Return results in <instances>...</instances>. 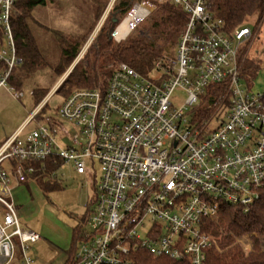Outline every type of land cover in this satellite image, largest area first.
<instances>
[{"label":"built area","instance_id":"1","mask_svg":"<svg viewBox=\"0 0 264 264\" xmlns=\"http://www.w3.org/2000/svg\"><path fill=\"white\" fill-rule=\"evenodd\" d=\"M154 2H169L187 14L176 56L156 61V76L127 62L111 64L106 85L74 89L55 114H41V102L0 143V264L35 263L31 247L42 236L22 223L11 185L25 183L37 171L34 163L52 155L72 163L78 174L99 168L76 264H128L139 249L206 264L217 243L205 226L220 204L248 206L261 196L264 92L253 91L241 70L243 43L256 31L243 25L228 32L211 0H140L112 36L126 39ZM15 3L0 0V87L20 62L11 24ZM125 20L129 33L118 39ZM178 87L186 98L175 107L171 94ZM34 120L37 127L21 138ZM66 122L78 132L61 148L57 139L59 132L69 135Z\"/></svg>","mask_w":264,"mask_h":264},{"label":"rangeland","instance_id":"2","mask_svg":"<svg viewBox=\"0 0 264 264\" xmlns=\"http://www.w3.org/2000/svg\"><path fill=\"white\" fill-rule=\"evenodd\" d=\"M138 1L140 0H133L132 6ZM119 2V0H49L44 5H38L34 9L31 20L33 32L38 39L41 50L54 64L58 63L57 59L60 49L57 40L53 38L55 30L63 36L72 33L80 35L87 32L94 23L95 25L87 33L77 57L62 74L57 75L53 67L46 66L28 77L20 89L16 87L10 89L13 86L10 82L0 87V141L12 133L14 129L23 125L24 121L39 106L40 103L35 106L36 103L32 95L34 87L40 86L50 89V92L43 99L45 105L47 104L44 113L55 114L57 112L64 100V95L62 92H56L57 89L55 87L62 84L77 63L83 67L89 64V59H87L86 55L92 46L98 47L97 37L103 28L108 29L112 25L110 21L111 14L113 8ZM162 3L165 2H154L150 15L126 39L117 41L113 37L114 42H125L131 37H145L147 40L154 42L156 47L163 50V57L167 59L175 58L178 41L175 43L166 41L163 37H158L151 30L153 18L158 6ZM101 7L102 13L97 19L96 12ZM127 12L117 14L115 17L118 18L120 16L123 18ZM13 13L14 15L20 13L16 6ZM257 21L258 15L256 13L248 16L244 21L245 25L256 31V36L249 42L243 43L241 70L243 77L251 85L253 91L264 92V18L258 26L256 25ZM4 48L8 49L6 42L4 43ZM248 60L253 62V65L250 67L247 66ZM116 62H120V60L106 62V68L112 69L111 64H115ZM99 64L101 65L103 62L99 60ZM150 74L151 76L155 75L153 72ZM107 79L105 80L102 73H99L95 85L83 87L104 86L107 83ZM76 88L82 87H75L74 89ZM18 92H21L19 97L15 96V93ZM185 98V90L179 87L171 94V100L175 107L181 106ZM36 127L37 122L35 120L27 124L21 131L20 137H26ZM64 127L69 135L59 132L57 143L61 148L70 145L71 137L78 132V127L74 124L66 122L64 123ZM87 166L90 167V164ZM95 169L97 170L96 173L91 169L86 174L80 175L74 170L72 163H63L55 175L59 186L57 189L53 188L47 193L44 192L36 181L31 180L29 182L32 186V196H30L32 199L28 203L31 202V205L27 207V203L24 204L26 207L24 208V216L21 221L26 227L38 232L42 236L41 242L38 241L33 245L34 264L65 263L68 251L73 246V228L79 222V218L86 215L89 204L93 203L95 199V184L99 172L97 164ZM83 228L85 231L87 226L84 225ZM258 236V233L247 232L239 237L237 242L242 245L243 251L249 253L253 250L255 244L254 238ZM215 239L218 244V239Z\"/></svg>","mask_w":264,"mask_h":264},{"label":"trees","instance_id":"3","mask_svg":"<svg viewBox=\"0 0 264 264\" xmlns=\"http://www.w3.org/2000/svg\"><path fill=\"white\" fill-rule=\"evenodd\" d=\"M47 1L49 0H17L15 3L20 13L18 15L12 14L11 24L20 62L13 69L8 81L18 89L24 85L28 77L46 66L53 67L57 75L65 72L80 52L87 33L95 25L94 23L87 32L80 35L72 33L63 36L55 30L53 38L57 40L60 49L58 63L54 64L41 50L31 23L34 9L38 5H44ZM119 1L111 14L110 21L112 25L109 28L107 27L108 29L103 28L97 37L98 47L92 46L86 55L89 64L83 67L77 63L56 92H62L64 97H67L75 87L95 85L99 73H102L105 80L109 79L112 73V69L106 68V62L109 61H125L143 75L150 76V73L154 70L155 62L163 58V50L156 47L154 42L147 40L145 37H131L125 42H114L111 31L116 28L122 19L120 16L118 18L115 16L126 13L133 3V0ZM211 9L225 21L228 32L245 25V19L254 13L258 15L257 26L264 18V0H211ZM101 10L102 7L97 9V19L102 13ZM186 21L187 14L183 10L169 2H165L158 6L151 30L158 37H163L166 41L175 43L184 29ZM0 34H2L1 29ZM98 59L103 64L98 65ZM252 63L251 60H248L247 66H252ZM2 66L3 62L0 61V68ZM49 92L50 89L45 87H34L32 95L36 103L35 106L41 103ZM205 98H203L201 105L204 104ZM45 106L41 114L44 113L47 107ZM34 165L37 171L25 183L34 180L40 184L45 193L53 188L57 189L59 184L55 175L63 165V160L56 155H52L43 162L37 161ZM92 206L93 203L89 204L86 215L81 216L79 222L73 228V246L68 251L64 264H76L75 253L83 239V227ZM205 227L208 232L215 236L214 238L218 239L216 247L211 248L207 253L206 264H264V189L261 191V196L248 206L237 203H221L218 215L213 220L208 221ZM247 232L259 234L258 237L254 238L255 244L253 250L249 253L243 251L242 245L237 242V239ZM128 257L132 259L125 260L128 261V264H191L190 260L154 257L145 249L133 251Z\"/></svg>","mask_w":264,"mask_h":264},{"label":"crops","instance_id":"4","mask_svg":"<svg viewBox=\"0 0 264 264\" xmlns=\"http://www.w3.org/2000/svg\"><path fill=\"white\" fill-rule=\"evenodd\" d=\"M43 101L44 100H42L41 102H43ZM28 118L24 121L23 125H21L20 127H17L16 129H14V131L12 133H10L9 135H7L3 139H1L0 143H2L6 138L11 136L15 132H17L20 128H22L25 125V123L27 122ZM80 175H82V174H80ZM11 186H12V195H13V198L16 202L17 207H18V213H19L20 219L22 220V218L24 216L23 215L24 214L23 213L24 208L26 207V205H27V207H29V205H31V202L30 203H28V202L30 201V199H32V198H30V196H32V191H31L32 186L30 183L18 184L16 181H13ZM24 204H26V205H24ZM40 242H41V240H40ZM33 245L31 247V251H32V254L34 256ZM14 264H21V260L17 259V261H15Z\"/></svg>","mask_w":264,"mask_h":264},{"label":"bare ground","instance_id":"5","mask_svg":"<svg viewBox=\"0 0 264 264\" xmlns=\"http://www.w3.org/2000/svg\"><path fill=\"white\" fill-rule=\"evenodd\" d=\"M126 23H127V20H125L120 26H119V29H118V39H122L123 37H125L129 32L127 31L126 29Z\"/></svg>","mask_w":264,"mask_h":264}]
</instances>
